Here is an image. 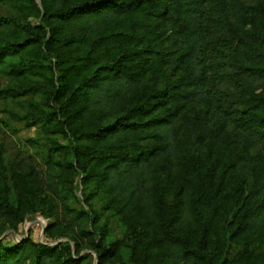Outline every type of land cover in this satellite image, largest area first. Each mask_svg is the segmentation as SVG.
<instances>
[{
	"label": "trees",
	"instance_id": "1",
	"mask_svg": "<svg viewBox=\"0 0 264 264\" xmlns=\"http://www.w3.org/2000/svg\"><path fill=\"white\" fill-rule=\"evenodd\" d=\"M8 1L25 3L39 25L26 23L22 41L0 44V64L24 59L7 72L23 86L0 90V100L43 98L31 120L43 137L68 144L52 141L46 159L51 195L68 212L61 192L74 197L79 173L82 186L97 193L101 215L117 218L124 234L108 240L90 196L84 198L89 211L74 212L77 231L71 232L70 212L60 219L54 197L33 188L27 173L20 189L0 188V219L15 232L27 214L40 212L54 218L46 233L69 241L55 247L28 237L0 242V264H83L81 239L97 264H217L211 239L219 231L211 213L227 200L233 205L228 242L239 237L247 247L236 263L264 264V2ZM127 19L147 27L175 22L181 52L171 54L160 41L120 26ZM8 22L0 18V27ZM193 103L217 119L214 130L204 132L215 141L207 167L189 164L182 140L181 115ZM238 143L249 174L234 187L228 150ZM186 166L194 173L184 175ZM246 180L260 185L246 189Z\"/></svg>",
	"mask_w": 264,
	"mask_h": 264
},
{
	"label": "rangeland",
	"instance_id": "2",
	"mask_svg": "<svg viewBox=\"0 0 264 264\" xmlns=\"http://www.w3.org/2000/svg\"><path fill=\"white\" fill-rule=\"evenodd\" d=\"M38 2V0H36ZM264 2V0H254V3ZM25 3H13L8 0H0V18L8 22L7 25L0 27V44L16 43L25 38V32L22 29L26 23L31 24L33 27L39 25V20L34 16H27L25 12ZM128 24H120L122 27H129L140 31V34H144L149 38H154L155 41H160L164 50L169 51L171 54L180 51L183 48V43L178 34L177 24L175 22L158 23L154 27H147V24L135 25V20L127 19ZM125 31V29H122ZM117 47L112 45L108 46V51L116 52ZM154 49V48H153ZM155 50V49H154ZM24 62V59H22ZM22 60L19 58L11 57L7 58L2 64H0V90L7 88L18 89L23 86V81L18 84L10 76H7V72L10 71L11 66L18 65ZM43 98L40 96L25 97L23 100L19 99H6L0 100V188L3 185H13L15 189L21 188V178L29 174L30 178H35L33 188H38L40 191L46 190L50 197H54L52 200V206L55 207L57 214L60 215V219L68 218L67 213L70 212L71 220L68 226L71 232L77 231L74 223L75 211L88 212L89 208L84 202V198L90 196V204L92 208L99 213V224H106L109 234L108 240H120L124 234V227L118 221L117 218L110 216L107 213L101 215V209L98 202L97 193L94 191L93 186L88 185L83 187L81 184V175L76 173L74 175V181L72 190L74 197H71L69 191H62L60 197H68L67 211H64L62 200L58 199V196H52L50 185V172L46 165V159L50 149L53 147L52 141L57 142L58 146L68 145L66 140L60 137L45 138L39 133V126L36 125L31 117H35L43 109ZM181 129H185L186 132L182 134V140L187 145L188 152L190 151L189 164L201 165L207 167L211 162H208V156L211 157L209 151V144L214 143L212 138L205 139L204 132L213 131L215 128V119L209 110L201 103H193L186 106L183 110L180 120ZM180 135V133H179ZM242 145L238 143L232 150L229 149L228 158L232 163L230 175H233V181L235 186L239 183L241 177L249 174L247 168L249 165L245 161H241L239 153L241 152ZM184 175H191L194 173V169L191 166H186L183 169ZM32 175V177H31ZM27 176V175H26ZM217 176H215L216 179ZM225 178L228 176L225 175ZM246 189H256L260 183L250 182L246 180ZM222 187H226L220 185ZM244 188V185H243ZM15 189L12 190L13 197L15 196ZM36 198L38 196H35ZM62 204V205H61ZM66 208V207H65ZM233 205L229 201L223 202L213 213V222L217 225L219 234L215 237V234L211 239V249L215 250V254L218 255L216 263H221L224 259L227 262H234V264H246L236 263L238 257L247 250L242 238H233L229 241L230 233L233 226L227 227V222L230 221ZM53 211V209H52ZM59 212V213H58ZM47 214V213H46ZM54 218L44 216L40 212L30 213L24 217L23 222L19 225L17 231H12L8 228L2 219H0V242L2 244L12 245L20 242L24 238H30L35 243L43 244L47 247H55L60 243L68 242L69 239L60 237L54 233H46V228L54 223ZM61 222V221H60ZM64 223V222H63ZM73 229V230H72ZM82 247L79 258L86 257L83 264H97L96 253L90 249H87L84 244L86 241L79 240ZM228 243V244H227ZM227 247L225 249V245ZM73 248V244L70 243ZM258 254V253H257ZM254 254V255H257ZM243 258V257H240Z\"/></svg>",
	"mask_w": 264,
	"mask_h": 264
}]
</instances>
